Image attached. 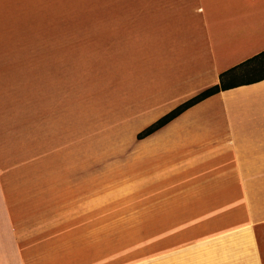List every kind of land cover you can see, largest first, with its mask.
Here are the masks:
<instances>
[{"label": "crops", "instance_id": "crops-1", "mask_svg": "<svg viewBox=\"0 0 264 264\" xmlns=\"http://www.w3.org/2000/svg\"><path fill=\"white\" fill-rule=\"evenodd\" d=\"M128 6L78 58L32 65L30 158L9 166L0 147V264H264V80L138 138L242 78L264 53V0Z\"/></svg>", "mask_w": 264, "mask_h": 264}, {"label": "rangeland", "instance_id": "rangeland-1", "mask_svg": "<svg viewBox=\"0 0 264 264\" xmlns=\"http://www.w3.org/2000/svg\"><path fill=\"white\" fill-rule=\"evenodd\" d=\"M134 1L0 0V56L6 63L0 65V147L5 149L3 156L9 166L13 158H30L32 126L38 124L33 103L36 109L43 108L41 100H35L32 65H64L67 51L73 59L78 58L80 45L88 47L98 31L111 24L103 20L128 13L129 3ZM78 67L73 65V72L78 73ZM79 90L75 78L73 112L78 111ZM87 90L93 92L89 85ZM88 109L89 115L99 109L95 99L89 100Z\"/></svg>", "mask_w": 264, "mask_h": 264}, {"label": "trees", "instance_id": "trees-1", "mask_svg": "<svg viewBox=\"0 0 264 264\" xmlns=\"http://www.w3.org/2000/svg\"><path fill=\"white\" fill-rule=\"evenodd\" d=\"M256 59L260 60L259 61L260 65H250L251 63L255 62ZM246 66L250 67V68H247V72L242 76V78L235 79V80H233V82H231L232 80L230 82H227V75L234 72L236 69H233V70L229 71L228 73L226 72V73L222 74L221 75V84L205 90L204 92L200 93L196 97H194V98L188 100L187 102L183 103L182 105L178 106L176 109H174L173 111H171L170 113H168L167 115L162 117L160 120H158L156 123H154L153 125L148 127L142 133H140L138 135V138L143 139V138L153 134L154 132H156L157 130H159L163 126L167 125L168 123L173 121L178 116H180L183 112H185L189 108L193 107L194 105L204 101L205 99H207V98H209V97H211V96H213V95H215L221 91H225V90H228L231 88H235L239 85L251 84V83H255V82H259L261 80H264V53L258 57H255L254 59H252L250 61H247L243 65H241V67H246ZM236 80H242V83H238Z\"/></svg>", "mask_w": 264, "mask_h": 264}]
</instances>
